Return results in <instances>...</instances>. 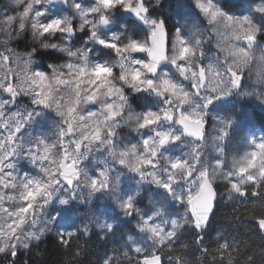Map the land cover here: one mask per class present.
Segmentation results:
<instances>
[{"label":"snow or ice","instance_id":"6c2138e0","mask_svg":"<svg viewBox=\"0 0 264 264\" xmlns=\"http://www.w3.org/2000/svg\"><path fill=\"white\" fill-rule=\"evenodd\" d=\"M56 2L70 13L53 14L48 6ZM161 2L94 0L84 7L81 0H12L14 14L0 13V97H7L0 99V257L6 264L39 249L50 235L67 250L74 238L78 243L81 234L91 235L90 223L111 234L115 222L99 217L75 227L57 224L61 211L73 203L89 204L97 193L109 197L123 217L137 220L144 243L131 248L135 257L129 250L122 252L128 264H162L165 253L169 264H187L174 248L184 230L197 234L194 243L201 258L210 255L212 264H235L233 252L239 247L218 233L213 249L205 244L204 233L217 206L218 182L226 187L225 203H239L251 193L264 209V135L246 132L242 154L232 156L229 151L232 132L245 114L243 101L264 105V0L254 12L240 16L226 12L218 0H194L209 28L194 23L185 34L177 27L171 41L165 20L150 13ZM119 10L133 14L147 29L143 41L127 31L108 35ZM78 32H86L87 39L73 50ZM25 33L31 35V49L20 54L11 44ZM213 35L219 37L216 47L223 53L214 61L206 52ZM97 47L116 59L94 62L90 54ZM40 51L67 59L41 68L36 61ZM134 53H146L147 58ZM126 89L147 94L156 110L137 112ZM24 98L27 103L22 105ZM230 98L236 101L230 113L214 115ZM209 118L216 121L214 154L205 152ZM38 124L41 130L32 131ZM122 127L140 139L122 144ZM179 146L188 150L171 154ZM98 152L107 159L97 161L103 166L94 171L85 161L95 160ZM22 161L29 166L23 171ZM116 164L138 177L134 192L120 191L124 173ZM143 184L166 194L164 201L151 202L148 212L137 205ZM169 200L184 206L179 219L165 218ZM54 203L59 206L55 215L48 211ZM256 223L264 236V215ZM82 252V246L73 248L75 256ZM255 260L249 253L248 264ZM103 264H114V258L107 257Z\"/></svg>","mask_w":264,"mask_h":264},{"label":"rangeland","instance_id":"374dc122","mask_svg":"<svg viewBox=\"0 0 264 264\" xmlns=\"http://www.w3.org/2000/svg\"><path fill=\"white\" fill-rule=\"evenodd\" d=\"M84 7H89L94 2V0H81ZM219 4L223 7V9L229 14L240 16L247 15L251 12H254V8L256 5L260 3V0H218ZM51 9V12L55 15H66L70 13V9L67 8L64 4H51L48 6ZM11 9V10H10ZM161 10V14H158L157 11ZM7 12L8 14H14V5L12 4V0H0V13ZM151 15L155 18H162L165 20L167 33H168V41H171L174 35V31L177 27H183L185 34H188L193 27L194 23L200 24L202 29H208L209 26L207 24L206 19L199 14L198 9L194 8V0H162L159 6L153 7L150 9ZM199 17V18H198ZM0 19H3V16L0 15ZM257 19H261L257 17ZM114 23L110 25V28L107 29L108 35L113 33L120 34L121 32L127 31L129 35L134 36V38L143 41L145 39L146 28L142 26V24L138 21H132L127 13L123 12V10L115 11L113 14ZM75 23V21H74ZM4 36L0 35V41H3ZM87 39V33H77V36L72 41L74 48L83 47L84 41ZM205 39H208L206 34ZM219 40V37L213 35L212 40L206 45V52L209 60L214 61L216 56L219 54L221 59L223 58V53H219L216 44ZM58 43L60 41H57ZM264 43V41H262ZM11 47L16 50L17 53L25 54L27 51L31 49V35L30 33H25V35L18 41H13ZM91 47V45H88ZM3 49L0 48V51ZM259 55V53H257ZM91 59L94 62H108L111 63L114 59H116L114 54H109L104 50H100L98 47L91 54ZM133 56L147 58L146 53H134ZM49 58V59H48ZM67 59L66 56L54 52L48 51L43 52L40 51L37 53L36 61L38 67H44L47 64H62ZM11 67L16 68V65L13 63ZM165 71L167 68L164 69ZM119 70L117 69V72ZM255 80V74L253 75V81ZM15 82V81H13ZM251 86V85H250ZM126 94L129 97V102L132 104L133 108L137 112H143L148 110L141 109L136 106L133 102V98L136 96H143L145 98H149L151 102V97H148L147 94H137L132 92L131 89H126ZM7 98L6 96L0 97V99ZM235 98H230V100L223 101L219 104L218 113L214 115H219L222 117H226L230 111L232 110V106L235 103ZM27 103V99L24 98L22 100V105ZM245 104V114L241 120L240 125L232 132L230 142H229V151L232 156H239L242 154L243 143L242 137L246 132L255 133L256 136L264 135L261 131V128L257 125L256 114L260 112H264V105H261L258 101L246 99L243 101ZM152 110H156L150 104L149 108ZM92 110H96L95 107ZM216 121L209 118L206 124V134L208 136V146L205 148V152L208 154H214L212 140V134L214 131V125ZM43 124V122H42ZM44 129H47V124H43ZM41 124L34 125L32 131H40ZM120 132V141L122 144H127L129 141L132 143H136L140 137L137 136L136 132L131 131L127 127H122L119 129ZM187 147L179 146L174 147L173 155H180L181 153L187 151ZM95 160L90 158L88 161H85L86 164L90 166L94 171L103 165L97 163L100 160H106V154L103 152H98L95 154ZM231 159V156L229 157ZM108 163H111L110 159L107 160ZM29 167L26 161L21 162V170L23 171L25 168ZM115 168L120 172L124 173L121 176L120 183V191L122 193H131L136 189V180L138 177L133 176V174L128 173L126 169L121 168L120 165L116 164ZM115 175V173H113ZM219 192L217 203H221L224 205H234L236 201L225 203L227 200V190L224 186L223 182H218ZM140 196L137 199V205L144 212H148L150 208H152L151 202H162L166 199V194L162 189H158L155 185L152 184H143L140 187ZM7 206V204L5 205ZM159 206V205H158ZM58 205L55 203L49 208V212L53 215L56 214ZM185 209L183 205L171 202L169 200L167 204V212L166 219H179L184 215ZM93 217H99L100 221L107 222H115L114 230L111 234L105 235L102 230L98 229L95 224L90 223L89 227L91 230V235L97 237L100 242L107 243H119L127 250L131 251V248L135 245H140L144 243L143 234L139 233L136 228L137 220L136 218H125L119 212V209L115 206L112 200L102 193H97L92 197L91 202L89 204H79L73 203L70 209L63 210L58 217L57 224L60 227H75L77 225H83L85 223H89L90 219ZM159 222V221H157ZM187 230H184L180 233L179 239L184 235ZM84 236L83 234H81ZM55 236V235H50ZM131 237V240L129 239ZM176 241V243L179 241ZM150 243V242H149ZM134 253V252H133ZM135 254V253H134Z\"/></svg>","mask_w":264,"mask_h":264},{"label":"trees","instance_id":"16d2710c","mask_svg":"<svg viewBox=\"0 0 264 264\" xmlns=\"http://www.w3.org/2000/svg\"><path fill=\"white\" fill-rule=\"evenodd\" d=\"M133 102L141 109H147L151 104L150 99L143 96L134 97ZM255 117L264 133V112L256 114ZM261 215H264V209L260 206L259 197L251 196V193L247 198H240V202L234 205L217 203L211 223L204 233V242L214 249L216 236L221 233L222 240L235 243L239 247V251L233 252L235 264H248L249 253L256 257L253 264H264V255L261 254V248L264 247V236L256 223ZM196 235L194 231L187 230L174 245L175 250L185 256L187 264H212L210 255L201 258L200 250L194 243ZM182 245L188 247L185 249ZM78 246L83 247V252L80 256H75L73 248ZM124 250L127 249L119 243L100 242L93 235L88 237L81 235L78 243L74 238L73 244L65 250L57 243V238L51 236L39 246V249L33 248L26 256L18 257L16 264H23L24 260L27 264H103L107 257L114 258V264L116 261L120 264H128L122 255ZM37 251L41 255H37ZM130 254L134 257L136 255L131 251ZM167 255L168 253H165L162 257L163 264H169ZM0 264H6L5 258L0 257ZM216 264H219L218 260Z\"/></svg>","mask_w":264,"mask_h":264},{"label":"water","instance_id":"95a60500","mask_svg":"<svg viewBox=\"0 0 264 264\" xmlns=\"http://www.w3.org/2000/svg\"><path fill=\"white\" fill-rule=\"evenodd\" d=\"M55 4H63V3L56 2ZM127 16H128L131 20H133V21H138L137 18H136L133 14H131V13H127ZM138 22H139V21H138ZM167 32H168V31H167ZM167 40H168V33H167ZM215 210H216V209H215ZM215 210H214L212 216L210 217L209 225H210L211 220H212V218H213V216H214ZM209 225H208V226H209ZM207 228H208V227H207ZM162 264H163V262H162Z\"/></svg>","mask_w":264,"mask_h":264},{"label":"bare ground","instance_id":"6f19581e","mask_svg":"<svg viewBox=\"0 0 264 264\" xmlns=\"http://www.w3.org/2000/svg\"><path fill=\"white\" fill-rule=\"evenodd\" d=\"M157 13H158V14H161V10H158ZM263 111H264V110H263Z\"/></svg>","mask_w":264,"mask_h":264}]
</instances>
